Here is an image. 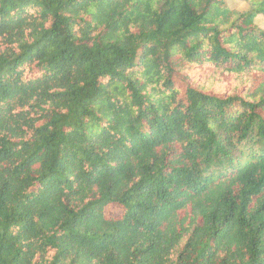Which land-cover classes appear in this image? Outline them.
Instances as JSON below:
<instances>
[{"label":"trees","instance_id":"1","mask_svg":"<svg viewBox=\"0 0 264 264\" xmlns=\"http://www.w3.org/2000/svg\"><path fill=\"white\" fill-rule=\"evenodd\" d=\"M0 0V264H264V0Z\"/></svg>","mask_w":264,"mask_h":264},{"label":"rangeland","instance_id":"2","mask_svg":"<svg viewBox=\"0 0 264 264\" xmlns=\"http://www.w3.org/2000/svg\"><path fill=\"white\" fill-rule=\"evenodd\" d=\"M226 4L237 10V11H246L248 9V4L244 3V2H241L239 0H226ZM258 24L261 26V27H264V22L262 21V19H258Z\"/></svg>","mask_w":264,"mask_h":264}]
</instances>
